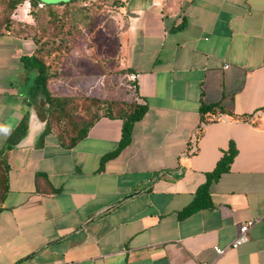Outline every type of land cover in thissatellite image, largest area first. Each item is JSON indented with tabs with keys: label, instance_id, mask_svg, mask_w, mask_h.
Returning a JSON list of instances; mask_svg holds the SVG:
<instances>
[{
	"label": "crops",
	"instance_id": "crops-1",
	"mask_svg": "<svg viewBox=\"0 0 264 264\" xmlns=\"http://www.w3.org/2000/svg\"><path fill=\"white\" fill-rule=\"evenodd\" d=\"M116 18L110 63L147 109L103 163L122 118L100 115L71 146L44 132L36 70L20 59L35 44L0 27V124L27 119L14 144L0 131V264H264V0H121ZM63 75L62 88L101 82V71ZM201 101L253 114L205 122ZM230 142L237 152L210 183L211 205L179 217Z\"/></svg>",
	"mask_w": 264,
	"mask_h": 264
},
{
	"label": "rangeland",
	"instance_id": "rangeland-1",
	"mask_svg": "<svg viewBox=\"0 0 264 264\" xmlns=\"http://www.w3.org/2000/svg\"><path fill=\"white\" fill-rule=\"evenodd\" d=\"M120 2L72 0L53 7V19H50L48 9L41 7L22 14L19 20L11 16L7 20L6 2L0 0V27L2 25L20 36L30 38L54 70L49 80L51 92L79 96L77 106L70 114L71 118L88 120L97 113L116 114L121 107L135 100L134 86L127 70L110 63V56L114 55L116 47V15ZM29 18H33L34 23L27 22ZM68 71L72 74L74 71L87 72L88 77L92 78L101 71V82L97 78V85L90 83L95 86L92 88H89L90 84L85 88H62L58 79L65 78L63 73ZM71 126L72 123H66L65 118L55 121L58 132L64 133Z\"/></svg>",
	"mask_w": 264,
	"mask_h": 264
},
{
	"label": "trees",
	"instance_id": "trees-1",
	"mask_svg": "<svg viewBox=\"0 0 264 264\" xmlns=\"http://www.w3.org/2000/svg\"><path fill=\"white\" fill-rule=\"evenodd\" d=\"M24 0H5L6 5V19H10L11 12L16 8L18 4L23 2ZM32 8L34 10L36 8L46 7L48 9V13L50 14V19L54 17L53 7L58 5H64L70 3L72 0H66L60 2L58 4L43 2L42 6H38V0H29ZM183 23L178 24L177 27H181ZM45 56H42L40 53V48L35 45L34 50L30 54H22L20 56L21 61L24 64V67L28 69H35L36 73L32 79V84L30 86V92L32 95H36L38 93H42L46 108H47V124L45 131H53L60 143L64 146L73 145L76 140H78L82 135L85 134L88 126L100 115H109V116H117L122 118V128H121V137L118 142V145L115 150L106 153L102 156V163L108 157L116 155L122 147L127 145L132 136V130L134 122L140 119L146 109L147 105L144 102L132 101L126 104L124 107H121L118 113H100L95 114L88 120H77L73 117H70L71 112L77 106L79 96L78 95H57L51 92L48 86L49 79L53 76L54 70H52L49 63L45 60ZM127 70V69H126ZM134 86V91L137 90L136 85ZM89 99V98H88ZM70 104V106H69ZM220 113H224L232 118H241L247 119L253 113H242L237 114L232 109L224 106L221 101L214 102H203L201 101L199 104V118L201 121H209L211 117L217 116ZM65 118L66 123H72L70 129H66V131L58 132L55 129V121H59ZM27 128V119L25 117L13 128L8 136L9 144H14L19 141V139L25 134ZM201 128V127H200ZM199 128V129H200ZM44 132L41 134L43 136ZM41 143V141L39 142ZM237 152V148L233 142H230L228 148L223 151L222 155L216 161L214 167L206 173V179L203 183L199 184L195 190L194 196L192 200L186 204L181 210L178 211L179 217H185L192 213L193 211L211 205L210 191L209 186L212 180L217 179L222 172L228 170L230 168V164Z\"/></svg>",
	"mask_w": 264,
	"mask_h": 264
},
{
	"label": "built area",
	"instance_id": "built-area-1",
	"mask_svg": "<svg viewBox=\"0 0 264 264\" xmlns=\"http://www.w3.org/2000/svg\"><path fill=\"white\" fill-rule=\"evenodd\" d=\"M42 5H43V2L39 1L38 6H42ZM31 8H32V5H31L30 1L28 0V2L26 3V0H24L23 2L18 4L16 6V8L11 12V17H13V14H15L17 17L16 19L19 20V19H21L22 14L30 13ZM136 75L137 74H132V77H136ZM259 218L260 217L248 218V219L244 220L243 222H241L239 224L238 232H237L236 236L230 242V246L235 247V246H238V245L244 243L248 239L247 232H248L249 228ZM213 249L216 252V254H220L225 250L224 247H221L217 244L213 246ZM196 264H208V263L207 262H198Z\"/></svg>",
	"mask_w": 264,
	"mask_h": 264
},
{
	"label": "clouds",
	"instance_id": "clouds-1",
	"mask_svg": "<svg viewBox=\"0 0 264 264\" xmlns=\"http://www.w3.org/2000/svg\"><path fill=\"white\" fill-rule=\"evenodd\" d=\"M27 2H28V0H26V3ZM156 2H157V4H159L160 0H156ZM12 18L13 19H16L17 17H16L15 14H13V17ZM27 22L34 23V19L33 18H29V19H27ZM9 129H11V126L5 125V124H0V131L7 133V132H9Z\"/></svg>",
	"mask_w": 264,
	"mask_h": 264
},
{
	"label": "water",
	"instance_id": "water-1",
	"mask_svg": "<svg viewBox=\"0 0 264 264\" xmlns=\"http://www.w3.org/2000/svg\"><path fill=\"white\" fill-rule=\"evenodd\" d=\"M20 143V142H19Z\"/></svg>",
	"mask_w": 264,
	"mask_h": 264
}]
</instances>
